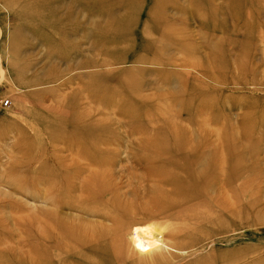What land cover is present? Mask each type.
Segmentation results:
<instances>
[{"label": "rangeland", "instance_id": "obj_1", "mask_svg": "<svg viewBox=\"0 0 264 264\" xmlns=\"http://www.w3.org/2000/svg\"><path fill=\"white\" fill-rule=\"evenodd\" d=\"M4 97L0 264L55 263L45 256L47 228L30 220L55 210L56 189L45 193L46 185L61 179L64 199L73 197L67 187L75 175L74 184H82L88 164L104 173L89 182H105V193L85 204L88 214L72 199L62 202L55 223L110 228L105 241L116 264H264V0H0ZM181 138L204 156L182 153V182L172 185L173 194L196 200L182 206L191 217L170 221L139 208L166 157L142 151L149 140L170 146ZM216 139L229 146L230 212L212 210V202L199 207L210 201L207 190L230 194L222 181L196 175L214 151L201 143ZM138 225L160 234L146 255L132 241ZM173 225L187 228L194 245L173 250L171 241H184L169 232ZM113 227L121 228L117 238ZM52 230L55 244L60 236Z\"/></svg>", "mask_w": 264, "mask_h": 264}, {"label": "bare ground", "instance_id": "obj_2", "mask_svg": "<svg viewBox=\"0 0 264 264\" xmlns=\"http://www.w3.org/2000/svg\"><path fill=\"white\" fill-rule=\"evenodd\" d=\"M182 139L183 138H181V140ZM171 140H172V138H171ZM150 141L151 140H149V142H147L146 147L144 146L145 148L143 149L142 154H144V155L147 154V156L151 157L152 159L153 158L155 159L157 157H160V158H162L164 156H166V157H164L165 162H162L161 165L157 164V166L155 168V170H157L158 174L160 173L162 175L151 179V182L154 183V185L152 187L153 189L150 191L151 193L144 200V202L140 203L139 208L142 211L143 210L148 211L149 214H152V215H154V214L159 215V214L166 213V218H168L170 221H172L173 219H175V220L181 219V220L185 221V220H187V218L191 217L190 214L192 212L188 211V210L186 212H182V211H184V208L182 206H185L188 203L194 202L196 200V196L195 195H188V194L184 195L183 193L173 194L174 192H176V190L173 188L172 185L178 186V182L181 181L179 176H180V173L183 172L184 167H182V165H181L182 162H181L180 158L184 159L185 154H188L187 152H191L194 154L192 156L191 160L193 158H197V161H199L202 159L201 157L204 156V153H203V151L197 152L196 150H194L196 143H194V141H193V144H191V141L189 139H185L182 141H176V142L174 141V143L171 142L172 144L170 146L166 145L165 144L166 142L160 143V144H157V143L153 144V143H150ZM153 142H155V140H153ZM201 144L204 147V150L208 149V147L211 146V147H213L214 151L212 152L210 157H208L209 158L208 163H206V165H204V166L202 165V168L197 170V172H196L197 177L200 176V173L202 174V176L206 174L214 180V184H216V185L220 181H222V183H221L222 185L220 184V186L222 187V189L224 188L225 191L227 189L230 194L227 193L228 195H226V197H221L220 196L221 194H219L220 191L218 193L216 188L214 189V191H211V192L209 190H207L205 192V194H206L205 196H207L206 199H209L210 201L208 203H206V202L199 203V207L200 208L206 207V206L210 207V203L212 202V204L214 206V207H212V210H213V208H215L216 210H223L224 209L223 207H225V208H227L226 212H230L233 208V203L231 201V197H233L234 192H233V186L230 183V181L232 179V176L230 174L231 171L229 169L227 170L228 167L230 168V166H229V163H230L229 162L230 161L229 146H228V144H225L223 141L217 140V139L213 140V141L207 140ZM149 147L154 148V149L149 151L148 150ZM207 152H209V151H207ZM173 153H176V155H174V156L171 155ZM182 153H185V154H182ZM215 154L218 156V159L214 156ZM165 158L169 159V161ZM203 159H204V157H203ZM184 161H186V160L184 159ZM201 161H203V160H201ZM195 165H197V163ZM162 167H165L166 170ZM93 168H95L94 171H93ZM98 168H99V166H94L93 164L86 165V167L83 169V171H85V172L87 171L88 173L85 177L86 179H84L82 181V184H80L79 186H77L78 185L77 182L74 184L75 179L77 178L76 175L74 176L73 182L71 184H69L67 187L68 190L72 191L73 197L66 196V198L64 199L65 195H63L60 192L61 186H60L59 182L61 179H59L58 181L55 180L54 187L52 184L53 182L49 183V184L45 183V184H48V186L46 185V187L43 189V191L45 193H47V192L50 193V190L56 189L55 190L56 194L53 193V195H52V197H53V199H51L52 201L49 199L50 204L52 205L53 208H55V210H53V209L48 210L44 214L41 215V219L35 220V218L33 217V219H31L30 221H31V223L32 222H34V223L39 222L40 225L42 223V226L45 229L47 228V232H49V230H51L53 228L52 231L56 232L55 234L60 236L58 243L56 242L55 244H52L51 243L52 239H51L50 235L47 234V232L45 234V236H47L46 243L44 244V249L47 252V254L45 253V256H47L48 260H49V258H50V260H53V261L55 260V263L52 262L51 264H66L67 262H69L70 258L72 259L73 257H74L72 259L73 264L78 263V262H79L78 264H116L115 261L108 258V255H111L114 252L113 247L110 246L111 243L109 244L108 241H105L106 240L105 238H108V236H109L108 231L110 228H105L106 226H103L98 230H93V229L82 230L83 229L82 226L85 227V225H84L85 222L83 220H81L76 225L79 230H77L76 227H74L73 225L66 223V221L60 220V222H59L57 220V222L55 223L57 218L54 215L57 214V210L60 207L62 202L65 203V201L72 199V205H76L77 209L81 210V212L83 214H88L90 211L86 210L85 204L87 203V205H88V202L90 199L98 198V197L101 198V196L105 193V189H106V183L105 182H104V184L101 183V185H99V186L90 185V182H89V180H92V179L98 180V178L102 174H104L102 171H99ZM58 169L61 170L60 172H63V169H61L60 166H58L57 171H58ZM220 170H224V172H226L224 178H221L222 174H221ZM185 173H191V171L186 170ZM153 175H155V173ZM190 175L191 174H189L188 177H190ZM38 180L39 179H37V181ZM187 180H188V178H187ZM100 181H103L102 178ZM187 183H188V181H187ZM58 184H59V186H58ZM225 191H224V194H225ZM45 196H46V194H45ZM46 197L50 198L49 194ZM46 197H44L43 199H45ZM223 200H224V203L222 202ZM226 200H227V202H226ZM234 204H236V203H234ZM199 207H197V208H199ZM196 210H198V209H196ZM91 212L94 216H96L98 218H103L104 220H112V218L109 217L107 212H105L103 210L102 211L91 210ZM193 215H194L193 218H202V215H199L196 213H193ZM110 216L112 217L111 214H110ZM192 222L194 225L196 224V226H198V224L195 222V219H193ZM119 230H121V228L116 229L114 227L111 230V232H115L116 238L119 237V234H118ZM168 230H170L169 232L172 233L173 237H178V238L184 239V241L179 240L181 242L174 241V243H173V241H171V247L173 250L174 249H178V250L187 249L188 246L190 247V246L194 245L192 240H187L189 235L191 234V233H189V230L187 228L180 227L177 225H173V226H170ZM133 231L134 232L131 234L132 241L136 242V246H137L136 250L139 254L146 255L147 253L154 251L155 248H157L159 246L160 234L158 235V233H156V231L153 229L152 226H150V225L139 226L138 225V226L134 227ZM172 240H173V238H172ZM186 241H188V242H186ZM55 248L58 250L64 249L65 253L60 255L59 252L56 251ZM50 255H51V257H50ZM168 255H171V253H169ZM37 257H38V255H37ZM75 258L78 259L77 262L75 261L76 260ZM31 263L37 264L36 261L34 260V258L32 259Z\"/></svg>", "mask_w": 264, "mask_h": 264}, {"label": "built area", "instance_id": "obj_3", "mask_svg": "<svg viewBox=\"0 0 264 264\" xmlns=\"http://www.w3.org/2000/svg\"><path fill=\"white\" fill-rule=\"evenodd\" d=\"M9 103V100L7 97H4V98H0V105H6Z\"/></svg>", "mask_w": 264, "mask_h": 264}]
</instances>
